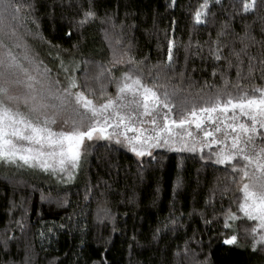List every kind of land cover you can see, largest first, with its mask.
Segmentation results:
<instances>
[{
	"label": "trees",
	"instance_id": "16d2710c",
	"mask_svg": "<svg viewBox=\"0 0 264 264\" xmlns=\"http://www.w3.org/2000/svg\"><path fill=\"white\" fill-rule=\"evenodd\" d=\"M15 2L20 15L32 19L10 24L35 60L62 82L58 54L65 62L105 64L132 57L151 83L167 62L171 40L173 69L159 83L177 90L173 118L184 100L202 106V98L225 87L224 79L234 92L237 66L244 88L264 86V0H256L248 13L240 0L212 3L201 24L194 13L203 0ZM88 11L95 15L81 25ZM13 40L4 42L10 47ZM217 41L219 61L209 52ZM84 67L90 75L97 71L94 63L81 64L78 77ZM127 68L117 64L114 75ZM89 84L96 87L92 80ZM152 153L141 158L113 141L93 139L82 146L70 180L64 173L0 164V241L8 240L6 249L0 243V264H264V245L254 247L251 232L258 222L239 211L242 193L230 169L214 164L208 149L203 158L199 151L157 148ZM102 208L110 210L108 216L98 215ZM229 210L237 219L225 228ZM233 234L237 241L224 243Z\"/></svg>",
	"mask_w": 264,
	"mask_h": 264
},
{
	"label": "snow or ice",
	"instance_id": "6c2138e0",
	"mask_svg": "<svg viewBox=\"0 0 264 264\" xmlns=\"http://www.w3.org/2000/svg\"><path fill=\"white\" fill-rule=\"evenodd\" d=\"M221 2L203 0L194 13L196 24L206 22L210 4ZM240 2L244 13L256 7V0ZM27 8L31 9L32 5L28 4ZM20 13L21 6L15 0H0V164L38 168L50 174L64 173L70 180L79 166L85 140H115L141 158L151 157L156 148L199 151L203 158L204 150L208 149V158L214 164L230 169L233 182L242 193L239 211L258 222L251 229L254 247L264 245V86L244 88L239 84L242 69L237 66L238 83L234 92L227 90L229 81L224 79L225 87L202 98V106L184 100L178 107V117L173 118L177 90L159 83L173 69V41H169V55L163 68L154 76L149 74L151 83L145 80L132 57L105 64L87 59L77 62L74 58L65 62L58 54L59 71L64 73L62 82L51 75L47 65L35 60L23 37L10 24V20L26 24L32 19ZM94 15L86 12L80 24ZM105 36L108 37L107 32ZM6 37H15L12 48L4 42ZM13 48L21 52H14ZM209 52L215 60L222 59L219 41ZM93 63L97 69L94 75L89 74L87 67L82 69L81 76L76 75L81 64ZM120 63L128 68L116 76L114 68ZM228 67H232L230 61ZM248 71L249 74L254 71L251 63ZM260 71L264 76V67ZM90 80L96 87L89 84ZM19 86L23 91L16 90ZM109 86L114 87V93L108 91ZM109 212L102 208L98 215L108 216ZM236 219V213L227 211L225 228H230L229 220ZM236 241L233 234L224 243ZM0 243L7 248V239ZM176 255H180L179 251Z\"/></svg>",
	"mask_w": 264,
	"mask_h": 264
},
{
	"label": "rangeland",
	"instance_id": "374dc122",
	"mask_svg": "<svg viewBox=\"0 0 264 264\" xmlns=\"http://www.w3.org/2000/svg\"><path fill=\"white\" fill-rule=\"evenodd\" d=\"M14 21L15 20H10L9 22H12V23H14ZM19 35V34H18ZM20 36V35H19ZM6 40H8V39H11V40H13V39H15V37H13V38H5ZM11 45H10V48H12L13 47V43H10ZM14 49H16V48H13V51H14ZM16 50H20V49H16ZM21 88V91H23V87L21 86L20 87ZM17 90V89H16ZM18 91V90H17ZM192 128H193V130L195 131V126L193 125L192 126ZM94 139H97V138H94ZM100 139H102V138H100ZM88 140H85V142H84V144L87 142ZM113 142H115V140H112ZM116 143V142H115ZM119 145H121V144H119ZM121 146H123V147H125L127 150H129L126 146H124V145H121ZM157 149V148H156ZM153 150H155V149H153ZM152 150V151H153ZM130 151V150H129ZM131 152V151H130ZM133 153V152H132ZM134 154V153H133ZM135 155V154H134ZM136 156V155H135Z\"/></svg>",
	"mask_w": 264,
	"mask_h": 264
}]
</instances>
